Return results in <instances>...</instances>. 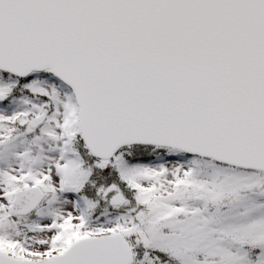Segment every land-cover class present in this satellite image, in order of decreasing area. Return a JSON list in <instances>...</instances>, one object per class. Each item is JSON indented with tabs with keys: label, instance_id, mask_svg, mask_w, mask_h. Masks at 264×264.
<instances>
[{
	"label": "snow or ice",
	"instance_id": "obj_1",
	"mask_svg": "<svg viewBox=\"0 0 264 264\" xmlns=\"http://www.w3.org/2000/svg\"><path fill=\"white\" fill-rule=\"evenodd\" d=\"M0 264H264V0H0Z\"/></svg>",
	"mask_w": 264,
	"mask_h": 264
}]
</instances>
